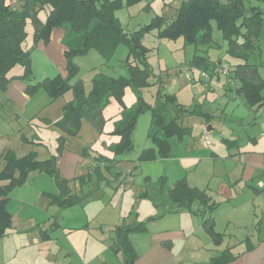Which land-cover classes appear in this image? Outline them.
Wrapping results in <instances>:
<instances>
[{"label":"trees","instance_id":"trees-1","mask_svg":"<svg viewBox=\"0 0 264 264\" xmlns=\"http://www.w3.org/2000/svg\"><path fill=\"white\" fill-rule=\"evenodd\" d=\"M10 1L0 0V90H5L14 77L25 82V93L28 95H33L36 90L42 88L48 97H55L70 89L72 98L64 103L62 117L55 123H49L59 127L67 137L77 136L83 118L100 132L105 122L103 110L110 99L114 98L119 105V119L115 121L111 130L119 139L109 145L114 156L131 151L132 134L137 119L140 114L149 112L147 138L152 146L142 149L138 160L149 161L168 157L171 149L170 138L190 133L191 128L184 124L185 117L198 115L210 119L211 116L203 112L200 105H186L177 100L175 93L163 92L161 87H158L153 103L144 100L141 90L159 81L155 78L150 79L152 78L151 64L148 61L150 48L142 42V37L146 33H152L158 39L181 37L185 45L197 47L211 41L212 22L227 42V52L235 61L224 67L207 56L195 53L192 62L203 68L200 80H206L207 84L213 74H223L229 81H237V91L245 95L250 107L256 103L257 107L264 106L262 93L264 82L252 78L250 74L253 73L250 72L255 71L257 65L248 61L250 55L260 54L261 44L258 35L264 22V9L261 6H247L245 0H185L170 21H165L163 15H156L148 23L130 31L122 27L114 16V11L142 0H14L13 3ZM260 1L264 3V0ZM43 8L48 10L45 20L38 16ZM27 18L33 23L34 44L39 41L48 42L54 28H64L65 75L58 73L54 77H45L38 84L31 83L33 82L31 51L22 47L26 36L24 29ZM121 42L128 49L124 59L127 75L113 77L98 72L91 79L90 90L86 91L83 79L78 77V64L75 58L90 49H95L102 57L103 63L107 64ZM17 64L21 67V73L18 76H11L9 71ZM209 65L212 66L210 69L212 71L208 73ZM224 68L227 72H223ZM186 77L189 78L188 73ZM127 88H130L135 96L134 103L130 105L124 100ZM64 140L61 138L60 147H64ZM206 143L207 141L204 142ZM35 156L33 152L21 156L6 152L3 157L0 181L5 183L0 185V237L12 223V214L7 209L9 199L7 194L12 187L21 184L30 171L37 170L54 178L58 192L49 194L51 203L69 207L83 199L70 191L66 184L68 180L58 172L57 159L54 155L46 159H38ZM114 156L112 159L95 158L94 161H101L103 164L96 165L91 171L88 170L87 176L93 171L97 172L98 167L109 168L114 165L117 161ZM86 166L90 167L89 164ZM16 171L20 178L14 176ZM160 187L166 188V197L173 206L188 207L192 214L202 217L205 230L215 241L221 238V234L214 229L213 218L205 217L204 214L205 209L212 210L217 205L205 189L189 186L185 178L177 179L169 186L166 185L164 177H160ZM145 224L134 222L120 224L114 228L113 244L124 252L125 262H132L136 257L128 240V233L145 230ZM230 257V254L224 251L215 256L211 264H224Z\"/></svg>","mask_w":264,"mask_h":264},{"label":"crops","instance_id":"crops-1","mask_svg":"<svg viewBox=\"0 0 264 264\" xmlns=\"http://www.w3.org/2000/svg\"><path fill=\"white\" fill-rule=\"evenodd\" d=\"M63 37L64 28L57 27L52 30L48 42L39 41L36 44L39 49H43L45 61L53 64V67L56 61L58 69L63 70L62 75H65L66 46ZM52 43L55 45L52 46ZM254 55L248 58L250 63L257 65L250 75L253 79H261L264 82L261 63L253 62ZM35 64L31 56L33 69L36 68ZM20 73L10 75L18 76ZM224 77L228 85L235 87V92H232L231 96H220L214 102H206L201 99L211 90L212 80L208 79L210 84H206V80L202 81L204 84L200 92L193 88L194 97L190 102L182 100V103L190 106L200 105L203 112L210 114V119L197 115V127L185 124L191 128L189 134L174 136L176 145L174 138H170L171 149L168 157L149 160L154 163L158 161L157 165L162 170L159 179L164 177L166 185L171 186L177 179L185 178L189 186L207 191L217 205L212 210L205 209L204 214L205 217L213 218L214 229L221 234V238L215 241L205 230L202 217L192 214L188 207L173 206L166 197L165 187H159V195L156 196L154 192L153 196L144 187L134 188L131 185L132 200L124 199V193L127 191L125 188L112 204L111 198L115 193L107 195V192L103 191L104 188L98 185L94 192L96 202L92 207L96 210L98 207L101 212L105 211L103 218L98 217L94 210L82 211V214L64 217L62 220H57L56 217H34L28 225L15 227L11 223V228L15 229H7L0 237V264H211L212 259L224 251L231 256L224 264H264V106L257 107L256 103L250 107L245 95L237 91V84L229 81L227 76ZM24 89L25 82L14 77L5 90H0V104L7 103L14 114L20 109H23L25 114H30L26 110L31 107L30 99L38 91L28 95ZM128 89L127 97L130 101L127 102L126 98L124 100L130 105L135 96L130 88L126 91ZM262 93L264 94V88ZM47 99L48 96L43 100ZM65 102L62 100L56 104L57 110H60L58 114H61ZM52 103L53 101L45 103L43 109H47ZM33 108L34 106L31 110ZM103 116L105 122L100 132H106L108 135L110 143L105 145L110 152L109 145L119 139L118 135L111 133L115 121L119 119V105L116 99H110L103 110ZM212 130H215L214 135ZM205 131L211 134L207 143L202 144L201 136ZM195 136L198 139H195ZM147 144L146 141L144 146ZM6 152L12 153V149L8 148ZM110 154L112 159L113 153ZM172 159H175L174 165L169 164ZM0 161L1 169L4 159L1 158ZM59 164L58 172L63 178L70 180L71 177H78L76 167L66 173L61 168V162ZM113 166L116 168L119 163L116 161ZM99 168L101 167H98L97 172ZM154 168L155 166L141 167L138 175L146 181L151 178L150 173ZM35 172L47 175L37 170ZM117 173L124 177L119 176L126 184L135 181L137 177L133 169L125 173L127 177L120 168H117ZM83 176L80 175L81 179L86 181ZM2 182L5 183L0 181V185L4 184ZM43 188L45 186L40 185L38 190L50 204L49 194L57 193L58 189L55 186V192H49ZM69 188L72 193H77L72 191L75 187L69 185ZM93 190L94 188H90L87 192ZM108 193L111 194V191ZM78 195L83 199L86 196L81 192ZM236 198H240L241 204H232ZM146 201H150V204ZM76 205L79 203L69 207ZM134 222H145L146 229L128 233V240L136 257L132 262H125L124 252L113 244L114 228L120 224ZM231 224L235 226L232 230L229 229ZM27 233H32L35 241L24 245L20 237ZM31 244L39 246L38 251L22 250Z\"/></svg>","mask_w":264,"mask_h":264},{"label":"rangeland","instance_id":"rangeland-1","mask_svg":"<svg viewBox=\"0 0 264 264\" xmlns=\"http://www.w3.org/2000/svg\"><path fill=\"white\" fill-rule=\"evenodd\" d=\"M182 1L184 0H142L141 2L133 5L117 8L114 11V16L118 19L125 30L133 31L145 23H148L150 19L156 15H163L165 21H170V17L172 16L174 10L179 7ZM245 2L247 6L258 5L264 9V3L260 0H245ZM47 12V8H43L39 11L38 16L42 20H45ZM24 30L26 36L23 40L22 47L27 51H31V56L34 59V63H36V68L34 67L33 69V66H31L33 76L31 78L33 82L31 83L38 84L39 81H42L47 76L54 77L58 73L62 74L63 70L58 69L59 65L56 61L54 62V68L53 64L45 61L46 55L43 49H39L37 44V46H35L33 41L34 28L30 18L26 19ZM258 38L261 44L260 54L254 55L252 60L254 59L253 62L261 63V73L264 74V22L261 26ZM142 42L150 48L148 57V61L151 64L152 74V78L150 79L155 78L159 81L144 87L141 90L144 100L149 103H153L155 101V95L158 87H161L163 92L175 93L177 100L181 102L182 100L186 102L191 101L194 97L193 88L198 89V92L203 89L201 86H203L202 84L204 83L200 81L199 78L203 72V68L202 66L200 67L192 62L193 55L195 53L207 56L210 60L217 61V63L220 61V65L224 67L230 62L235 61L232 56L228 54V44L222 38V35L216 28L214 22H212L211 41L208 44L198 45L197 47L194 45L188 46L185 45L181 37L177 39H158L152 33H146L142 37ZM51 45L54 46L55 44L52 43ZM42 46L43 45H41V48ZM127 51V47L122 42L119 43L116 51L107 64L103 63L102 57L95 49H90L85 54L78 55L75 58V61L78 64V77L83 79L85 90H90L91 79L98 72L113 77L122 74L127 75V69L124 64ZM209 67V70H207L208 73L212 71L210 70L212 66L209 65ZM20 72L21 67L18 64L9 71L11 74ZM186 73L189 74V78L186 77ZM211 80L212 88L208 93L202 96L201 100L214 102L216 98L218 99L220 96H231L233 94L232 92H235L233 91L235 90V87L227 84L224 75L220 74L219 77H217L216 74H213L210 78V81ZM209 82L207 84H210ZM232 82L233 84H237L236 80ZM36 92L37 90L35 93ZM128 93L129 89L124 95V99L126 98L127 102L130 101L127 97ZM47 96V93L42 88L38 89L35 96L30 99L31 107L26 110V112L30 114H25L23 109L16 111L14 114L11 112L7 103L4 102V104H0V159H3L8 148L12 149V154L15 156L33 152L36 155V158L44 159L54 155L57 159V166H60L59 163L61 162V168L64 172L68 173L72 171L73 167H76V176L78 177H71L66 184L68 186L70 185V187H75L72 191H76L77 194L81 192L86 195L84 197L85 200L82 199L79 202V205L73 207H61L56 203H51V200L49 204V200L45 196L41 195V191L38 189L40 185H42L43 187L45 186V188H43L44 190L55 192L56 184L54 178L48 175L39 174L35 171H30L24 177L23 182L15 187H12L7 194L9 197L7 202L8 211L12 214L13 226L28 225L33 221L34 217H43V219L56 217L57 220H62L64 217H75L78 214H82V211L92 212L95 210L98 217L103 218L105 211L101 212L98 207L97 210L92 207L96 202V195L94 192L98 189V185L104 188L103 191L107 192V195L115 193V195H112L111 198L112 204L117 201V197H119L125 188H127V191L124 193V199L126 201L132 200V192L130 190L131 185H133L134 188L138 186L144 187L150 195L152 194L154 196V192L156 196L159 195V173H161L162 170L158 167L159 165H157L158 161L157 163H154L153 161L141 162L138 160L142 149L152 146V143L147 138V131L150 122L149 112L140 114L137 119L132 134L133 147L131 151L126 154H119L115 156L113 153V156L118 161L119 166H116L115 168L112 165L108 169L101 166L98 172H91V175L89 174L90 179H87L89 169H87L86 164H90V162L95 158L111 157L110 152L112 151L110 150L109 152L105 145V143H110L109 137L106 135V132L99 133L84 118L81 120V126L77 136L67 137L59 127L49 123H55L62 117L63 110L61 109V114H58L60 110H57L56 104L62 100L67 101L71 99L72 91L67 89L55 97L49 96L47 99L48 101L43 100L44 98H47ZM49 101H53L51 106L47 109H43L44 104L49 103ZM134 101L132 103H134ZM198 103H200V101H198ZM32 106H34L33 110H31ZM198 118L199 117L197 115L187 116L184 119V124L189 123L190 125L197 127L199 122ZM30 119H32L33 122L31 120L30 123ZM200 119L203 120V118ZM213 132H215V130H212V135H214ZM106 137H108V139H105ZM190 137L191 135H189V138ZM61 138L65 139L64 147H60ZM171 138H174L173 142L176 145L175 137ZM194 138L198 139L197 136ZM146 141L148 144L144 146ZM202 144H204V142H202ZM86 152H88V156H86ZM2 161H0V164ZM87 161L89 162L87 163ZM107 162H109V160H107ZM174 163L175 159H172L169 162L170 165H174ZM145 166H155L153 171L150 173L151 178L149 177L146 181L142 179L141 175H138L139 169ZM117 168L122 169L124 175L127 171H130V169L135 170V174L137 175L135 181L132 180L128 183L129 185L126 184L124 179H120L119 176L122 175L117 173ZM80 175H84L86 181H83ZM14 176L16 178H20L18 171L15 172ZM125 177H127V175H125ZM90 188H94V190L92 192H87ZM109 191H111V194L108 193ZM163 198L166 200L164 195ZM239 199L240 198H236L232 204H241ZM146 203L150 204V201H146ZM32 225H34V223ZM230 226L231 228L229 227V229L231 230L235 228L233 224ZM10 228L11 226L8 229ZM14 229L15 228L13 227L11 228V230ZM31 236L32 239H30ZM20 240L21 243H25L24 245H27L28 243H33L35 241V236H33L32 233H27L22 235ZM38 248L39 246H33V244H31L26 246V249L22 248V250L30 252L35 250L38 251Z\"/></svg>","mask_w":264,"mask_h":264},{"label":"built area","instance_id":"built-area-1","mask_svg":"<svg viewBox=\"0 0 264 264\" xmlns=\"http://www.w3.org/2000/svg\"><path fill=\"white\" fill-rule=\"evenodd\" d=\"M11 3H13L14 2V0H11L10 1ZM223 72H227V69L226 68H224L223 69ZM201 138H202V142H206L207 141V139L209 138V134L207 133V132H205L202 136H201ZM98 164H100V165H102L103 164V162H99V161H94V160H92L91 162H90V167L88 168V169H93L96 165H98Z\"/></svg>","mask_w":264,"mask_h":264}]
</instances>
